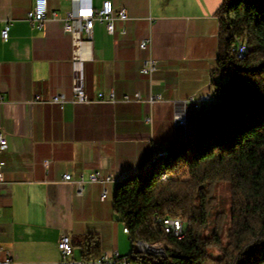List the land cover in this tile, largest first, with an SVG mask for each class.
I'll use <instances>...</instances> for the list:
<instances>
[{"label": "crops", "instance_id": "0c3cea01", "mask_svg": "<svg viewBox=\"0 0 264 264\" xmlns=\"http://www.w3.org/2000/svg\"><path fill=\"white\" fill-rule=\"evenodd\" d=\"M46 1L47 21L37 29L27 19L34 0H0V32L10 28L7 42L0 36V132L8 142L0 182V264L5 251L12 264L55 263L63 234L74 245L93 234L101 252L129 254L133 244L112 211L117 183L146 172L158 154L185 138L173 122L182 102L214 92L210 73L221 0H108L128 20H115L114 35L94 25L93 57L83 64L87 103L75 100L74 42L64 30L73 0ZM76 1L98 9L106 0ZM143 39L149 43L140 49ZM147 59L156 63L152 75L141 72ZM55 94H64L67 103L48 102ZM137 95L141 101H134ZM98 172L114 180L86 183L81 194L63 180L65 174L76 181Z\"/></svg>", "mask_w": 264, "mask_h": 264}, {"label": "trees", "instance_id": "16d2710c", "mask_svg": "<svg viewBox=\"0 0 264 264\" xmlns=\"http://www.w3.org/2000/svg\"><path fill=\"white\" fill-rule=\"evenodd\" d=\"M215 17L218 47L210 76L220 102L196 112L193 134L158 154L154 168L122 178L112 199L129 239L169 250L152 264H264V0H221ZM237 40L246 48L241 59L232 52ZM220 182L231 194L226 245L221 213L212 235L201 236ZM170 214L186 220L184 236L153 220ZM81 246V258L100 257L98 236L87 234Z\"/></svg>", "mask_w": 264, "mask_h": 264}, {"label": "built area", "instance_id": "2783aa9c", "mask_svg": "<svg viewBox=\"0 0 264 264\" xmlns=\"http://www.w3.org/2000/svg\"><path fill=\"white\" fill-rule=\"evenodd\" d=\"M47 14V1L46 0H34L32 9L27 14L29 23L41 29L45 22ZM55 19V14H52V20ZM115 20L126 21L128 20L126 11L120 9L114 11L111 2L106 0L102 3V6L98 9H94L91 6H80L76 0H73V7L64 19V30L71 34L74 42V58L72 61V69L74 72V87L75 100L79 103H87V97L84 91V71L83 64L86 61L92 60L93 57V28L95 24H103L105 26L106 33L108 35H114L116 28L114 25ZM9 25L6 24L1 32L0 36L3 42L8 41ZM119 34L122 37L126 36V30H120ZM149 43L148 39H143L139 42V48L145 49ZM242 43L239 40L236 41L232 52L237 59H241ZM156 71V63L152 59H147L143 62L141 72L145 75H152ZM226 77V76H225ZM102 94L99 98L102 99ZM157 98H150V101H154ZM112 100V96L110 97ZM219 97H214L213 94H207L194 100H186L180 104L181 111L175 113L173 116V122L177 129L181 130L183 135L187 137L193 131V120L196 112H199L202 108L210 106L211 103H219ZM126 102L132 101L125 98ZM134 101H141V98L137 95ZM50 103L60 104L63 106L67 103V99L64 94H55L48 100ZM148 120V118H147ZM7 137L4 133L0 132V182L3 180V172L6 166V162L2 159L3 153L7 149ZM49 161H43V165L48 166ZM168 176L165 175V180ZM63 180L70 182L76 186L77 194L83 192L86 183L94 184L98 183L106 185L111 183L114 179L111 176H104L98 173H92L88 176L87 180H84L81 176L79 180H72L69 174L63 176ZM107 198L106 190L101 193V200ZM153 220L160 225L167 232H175L178 236H184V225L186 220L177 216V214H170L165 216H154ZM132 244V251L127 255H120L118 252H106L102 251L98 259H83L81 257H74V248L71 239L68 235L63 234L57 242V249L59 252V260L52 264H152L157 258L164 257L169 250H163V245L145 243L140 241H133L129 239ZM135 245V246H134ZM2 248L0 247V252ZM5 259L3 264H12V259L9 252L5 251Z\"/></svg>", "mask_w": 264, "mask_h": 264}, {"label": "rangeland", "instance_id": "374dc122", "mask_svg": "<svg viewBox=\"0 0 264 264\" xmlns=\"http://www.w3.org/2000/svg\"><path fill=\"white\" fill-rule=\"evenodd\" d=\"M164 160L169 161L168 156L164 157ZM152 168H154V164H152ZM174 178H177L179 180L186 179L185 177H180L174 175ZM215 204L213 205L209 217L208 222L204 228V230L201 232V236L203 237H210L214 231L216 217L218 214H222V226H221V241L223 245H226L227 242V235L226 230L229 226L230 222V216H231V194H230V186L226 182H220L215 187ZM181 217L180 215H177ZM184 219V218H183ZM82 243L79 246H76L74 249V257L79 258L82 252ZM135 246V245H134ZM210 255L213 257L219 256L218 250H210Z\"/></svg>", "mask_w": 264, "mask_h": 264}, {"label": "bare ground", "instance_id": "6f19581e", "mask_svg": "<svg viewBox=\"0 0 264 264\" xmlns=\"http://www.w3.org/2000/svg\"><path fill=\"white\" fill-rule=\"evenodd\" d=\"M245 51H246V48H245L244 46H242L241 54L245 53ZM162 177L165 178L164 175H163ZM122 232H123L124 234L127 235V230H126V228H123V229H122ZM173 234H174L175 236L179 237L178 235L175 234V232H173Z\"/></svg>", "mask_w": 264, "mask_h": 264}, {"label": "water", "instance_id": "95a60500", "mask_svg": "<svg viewBox=\"0 0 264 264\" xmlns=\"http://www.w3.org/2000/svg\"><path fill=\"white\" fill-rule=\"evenodd\" d=\"M192 134H193V131L191 132V134H190V135H192ZM188 136H189V135H188ZM188 136H187V137H188ZM185 138H186V137H185Z\"/></svg>", "mask_w": 264, "mask_h": 264}]
</instances>
